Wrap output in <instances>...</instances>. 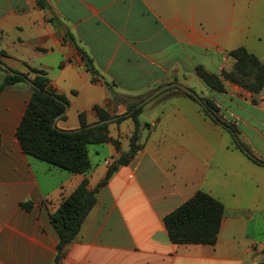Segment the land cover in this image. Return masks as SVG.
Wrapping results in <instances>:
<instances>
[{
  "label": "crops",
  "instance_id": "0c3cea01",
  "mask_svg": "<svg viewBox=\"0 0 264 264\" xmlns=\"http://www.w3.org/2000/svg\"><path fill=\"white\" fill-rule=\"evenodd\" d=\"M262 10V0H0V63L31 81L46 72L68 102L57 122L63 131L79 130L80 114L99 122L96 107L122 116L128 102L185 86L212 100L264 161V91L225 80L218 93L196 73L231 71L229 53L241 47L264 63ZM8 75L0 67V85ZM31 88L0 93V264H54L50 216L84 180L95 190L135 131L132 119L110 124L111 141L89 145L85 174L51 166L26 155L17 138ZM196 101L174 87L144 105L142 150L100 189L62 264H264V166ZM198 192L224 205L217 244H173L164 219Z\"/></svg>",
  "mask_w": 264,
  "mask_h": 264
},
{
  "label": "trees",
  "instance_id": "16d2710c",
  "mask_svg": "<svg viewBox=\"0 0 264 264\" xmlns=\"http://www.w3.org/2000/svg\"><path fill=\"white\" fill-rule=\"evenodd\" d=\"M229 55L235 60V65L231 71L222 72L221 76L210 73L203 67H197L196 73L203 83L218 93L225 92V80L239 85L255 95L263 92L264 63L244 47L230 52ZM89 70L93 74L97 73L90 63ZM34 72L36 76L32 79V82L36 87L31 88V99L17 129V138L23 152L51 166L75 174H85L91 168L88 147L89 145L111 141L108 135L110 124L87 129L89 124L86 116L80 114L81 130L63 131L54 128V121L65 112V104L67 105L68 102L65 97L56 95L50 89V80L45 71L36 70ZM27 79V76L18 73L15 76L8 75L4 83L0 85V93L9 86L26 83ZM177 90L196 101L193 96L184 93L180 89ZM143 100L128 102L126 113L116 122L120 123L132 119L135 123V131L130 139L131 148L129 152L123 154L117 163L109 169L106 178L95 190H89L88 181L84 180L75 192L62 202L60 208L50 216L59 237L54 264H62L67 248L77 239L84 222L96 206L100 189L108 184L120 166L128 165L142 150L143 146L140 143L142 125L139 116L144 106L139 109H136V107ZM202 100L206 105V108L201 105L205 114L215 123L227 127V124L220 117L219 107L210 99L202 98ZM95 110L99 122L118 116L107 108L96 107ZM210 112L217 119H214ZM127 114H130V116H125ZM230 129L237 147L256 164L264 166V161L252 155L248 148L239 141L236 129L232 126ZM32 206L31 202L21 204V207L27 211L31 210ZM224 213L225 208L221 202L206 193L198 192L191 200L165 217L164 222L173 244L215 245L218 241Z\"/></svg>",
  "mask_w": 264,
  "mask_h": 264
},
{
  "label": "water",
  "instance_id": "95a60500",
  "mask_svg": "<svg viewBox=\"0 0 264 264\" xmlns=\"http://www.w3.org/2000/svg\"><path fill=\"white\" fill-rule=\"evenodd\" d=\"M0 67L2 68V69H4V70H6L7 72H8V74L9 75H11V76H15L17 73H15L14 71H11L6 65H4V64H2V63H0ZM27 82H29L30 83V85L32 86V87H36L35 86V84L31 81V80H29V79H27L26 80ZM177 88V89H180L181 91H183L184 93H187V94H189V95H191V96H193L203 107H205L206 108V105H205V103H204V101L194 92V91H192L191 89H189V88H187V87H185V86H182V85H179V84H171V85H169V86H167V87H165V88H162V89H160L159 91H157V93H155V95H153L152 97H150L149 99H147L146 101H142L137 107H136V109H139V108H141V107H143L144 105H146L148 102H150L152 99H154L156 96H158L159 94H161L163 91H166V90H168V89H171V88ZM65 107H66V110L68 109V106L65 104ZM66 112V111H65ZM65 112L60 116V117H58L55 121H54V124H53V127L54 128H57V122H58V120L62 117V116H64V114H65ZM210 114H211V116L214 118V119H217V117L213 114V113H211L210 112ZM125 116H130V114H127V115H125ZM122 116H117V117H113V118H111V119H109V120H106V121H100V122H97V123H95V124H92V125H89L88 127H87V129H93V128H96V127H99V126H103V125H105V124H112V123H114V122H116V121H118L120 118H121ZM228 130H230L231 132H232V130L230 129V127H226ZM79 130H81V129H79ZM78 130V131H79Z\"/></svg>",
  "mask_w": 264,
  "mask_h": 264
},
{
  "label": "rangeland",
  "instance_id": "374dc122",
  "mask_svg": "<svg viewBox=\"0 0 264 264\" xmlns=\"http://www.w3.org/2000/svg\"><path fill=\"white\" fill-rule=\"evenodd\" d=\"M262 1H264V0H262ZM261 13L264 15V10H262ZM263 18H264V16H263ZM262 29H263V31H264V19H263ZM93 149H94V148H93Z\"/></svg>",
  "mask_w": 264,
  "mask_h": 264
},
{
  "label": "built area",
  "instance_id": "2783aa9c",
  "mask_svg": "<svg viewBox=\"0 0 264 264\" xmlns=\"http://www.w3.org/2000/svg\"><path fill=\"white\" fill-rule=\"evenodd\" d=\"M109 164V163H108Z\"/></svg>",
  "mask_w": 264,
  "mask_h": 264
}]
</instances>
